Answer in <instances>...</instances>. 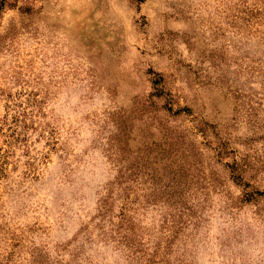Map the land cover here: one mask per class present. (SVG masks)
Listing matches in <instances>:
<instances>
[{
    "label": "rangeland",
    "instance_id": "1",
    "mask_svg": "<svg viewBox=\"0 0 264 264\" xmlns=\"http://www.w3.org/2000/svg\"><path fill=\"white\" fill-rule=\"evenodd\" d=\"M151 259L264 264V0H0V264Z\"/></svg>",
    "mask_w": 264,
    "mask_h": 264
},
{
    "label": "trees",
    "instance_id": "2",
    "mask_svg": "<svg viewBox=\"0 0 264 264\" xmlns=\"http://www.w3.org/2000/svg\"><path fill=\"white\" fill-rule=\"evenodd\" d=\"M123 210H125V209H122V208H121V213H122V214H124ZM122 218H124V215L122 216ZM154 261H155V260H152V259H151V263H152V264H154Z\"/></svg>",
    "mask_w": 264,
    "mask_h": 264
}]
</instances>
